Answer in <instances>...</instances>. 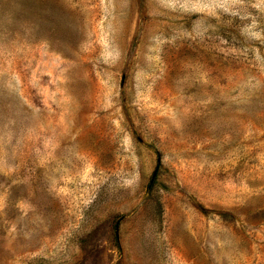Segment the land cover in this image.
<instances>
[{
	"label": "rangeland",
	"instance_id": "obj_1",
	"mask_svg": "<svg viewBox=\"0 0 264 264\" xmlns=\"http://www.w3.org/2000/svg\"><path fill=\"white\" fill-rule=\"evenodd\" d=\"M0 264H264V0H0Z\"/></svg>",
	"mask_w": 264,
	"mask_h": 264
}]
</instances>
